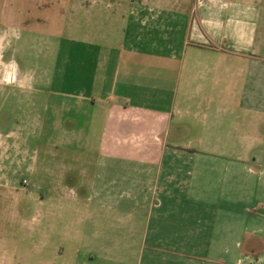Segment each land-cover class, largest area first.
Listing matches in <instances>:
<instances>
[{
	"label": "crops",
	"instance_id": "obj_1",
	"mask_svg": "<svg viewBox=\"0 0 264 264\" xmlns=\"http://www.w3.org/2000/svg\"><path fill=\"white\" fill-rule=\"evenodd\" d=\"M67 1L54 0L58 15L11 12L0 25L2 170L37 177L58 160L50 174L67 188L79 171L75 200L42 194L31 217L4 223L0 264L20 249L18 229L42 233L38 264H264V0ZM11 61L17 82L5 87ZM6 102L17 115L5 125ZM62 208L79 219L52 217Z\"/></svg>",
	"mask_w": 264,
	"mask_h": 264
},
{
	"label": "rangeland",
	"instance_id": "obj_2",
	"mask_svg": "<svg viewBox=\"0 0 264 264\" xmlns=\"http://www.w3.org/2000/svg\"><path fill=\"white\" fill-rule=\"evenodd\" d=\"M47 2H50V5L47 7H42V8H33L31 5V1L28 4L27 0H0V25L5 22L8 17V15L11 12H16V13H21V16H32V15H39V16H44V14H49L50 12L52 15L57 14L56 11L59 10V8L56 6V3L54 0H47ZM74 0H68L67 1V9L68 11L70 8H72L75 5ZM78 2V1H77ZM62 3L66 4V1H63ZM74 4V5H73ZM63 6V5H61ZM72 6V7H71ZM65 9V8H63ZM58 15V14H57ZM56 15V16H57ZM58 20V21H57ZM57 20H55L53 16V25L50 26V29H52V32L57 33L58 30H60L58 24L60 23V19L57 17ZM57 25V26H55ZM24 53H26L25 48H23ZM39 62H42L40 59ZM17 65L16 64H5L4 66V85L5 87L10 84L17 82L16 80V73H17ZM13 76V77H12ZM17 84V83H16ZM19 88H26V82L24 84V81L20 79L19 81ZM55 102H53L54 104ZM4 107V124H9L10 120L14 116L17 115V109L10 104V102H6ZM51 103V106L53 107H59L57 105L58 103L56 102L55 105ZM40 113H37V120H39ZM60 114L55 113V116L53 113L48 115V120L49 122H53V120L59 119ZM79 118V116H78ZM38 123V122H37ZM46 132L49 133L50 138H48L49 142H55V143H60V132L62 131L60 129H52V128H47ZM78 132V130H77ZM57 137V138H56ZM11 147L12 150L16 151L17 148L19 151H21V154L24 153L26 158L27 152L29 151V146L24 145V146H17V145H5L4 148L5 150H10V155H11ZM73 150L79 149L78 145H73L71 146ZM57 152L58 153H63V148L62 146L58 145H41L38 144L35 146V152ZM21 156V155H19ZM15 157V156H14ZM75 159V156L72 157ZM4 162L0 160V239L2 236L6 237V235H2L6 232L2 231V228L4 229L6 226L4 223H8L9 225L12 222V218H26V217H31L33 213V204L34 200H39L41 199V195L44 194L47 196V200L49 201H58V200H67V201H72L77 198V193L75 192V186L77 181L79 182V171H71L68 178V183L67 185H70L74 188H67L65 186V182H63V177L60 176H55L50 173H56L57 175L59 174L60 170L57 168V166L60 164V161L55 160V161H47L45 162L47 167L53 168V170L45 172V171H39L40 175L37 177H32L27 174V171L25 168L22 169L18 174L15 176H12L11 174H8L7 170H2V165ZM23 164H27V161H23ZM37 163H43L42 161H39ZM68 163H73L75 165V161H69ZM7 164L10 166L12 164V161H8ZM86 189L88 190V186H86ZM21 203V208H20V213L18 214V210L15 209L13 206L17 203ZM55 211V210H52ZM56 211H59L56 210ZM62 213L61 216H52V217H62L68 222H75V220L79 219V209L76 208H62L60 210ZM56 228L59 227V224L57 223ZM11 229V227H9ZM1 231L3 233H1ZM11 231V230H9ZM54 233H57V230L54 231ZM52 235L51 236V242L54 244L55 242L60 243V245L64 246L67 248V250H75L76 248H79V240L78 239H73L71 235L69 237L65 236L64 240L61 238L59 235ZM9 240L7 242L8 246L11 247V238L12 234L8 235ZM14 238L19 239L20 243V249L16 251L15 256H11L7 259V264H17L16 262H20V264H38L41 260H43V251L40 253H34V250L32 248V241H38L40 244L45 243L44 238L42 237V233L38 232L36 233L34 238H26L24 236L23 230H17L16 235L13 236ZM72 243V246L69 245ZM13 244H15L13 242ZM46 245V250L45 253L49 255V248H48V243ZM42 255V256H41ZM1 259V258H0ZM69 259L72 260L73 258L69 256ZM131 261L133 259L131 258ZM56 264H59L56 262Z\"/></svg>",
	"mask_w": 264,
	"mask_h": 264
},
{
	"label": "clouds",
	"instance_id": "obj_3",
	"mask_svg": "<svg viewBox=\"0 0 264 264\" xmlns=\"http://www.w3.org/2000/svg\"><path fill=\"white\" fill-rule=\"evenodd\" d=\"M17 38H18V36H17ZM3 39H4L3 37H0V45H2ZM10 63L15 64V61H11Z\"/></svg>",
	"mask_w": 264,
	"mask_h": 264
}]
</instances>
